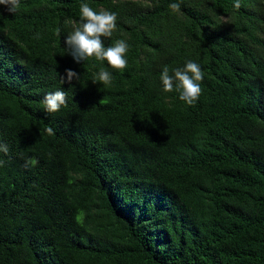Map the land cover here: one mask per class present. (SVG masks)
<instances>
[{
  "label": "trees",
  "instance_id": "obj_1",
  "mask_svg": "<svg viewBox=\"0 0 264 264\" xmlns=\"http://www.w3.org/2000/svg\"><path fill=\"white\" fill-rule=\"evenodd\" d=\"M236 2L0 5V264H264V0ZM84 3L117 14L126 69L66 53ZM189 60L192 106L160 81Z\"/></svg>",
  "mask_w": 264,
  "mask_h": 264
},
{
  "label": "clouds",
  "instance_id": "obj_2",
  "mask_svg": "<svg viewBox=\"0 0 264 264\" xmlns=\"http://www.w3.org/2000/svg\"><path fill=\"white\" fill-rule=\"evenodd\" d=\"M20 0H0V5H4L7 11L15 13L18 10ZM173 11L180 10L179 3L169 5ZM234 7L239 8V0ZM79 22L74 30L68 34L63 44L66 53L74 62L82 63L90 57H95L98 61H106L108 66L114 69L123 70L128 66L125 54L128 51V44L124 40H117L114 45L105 47L104 39L112 36L116 29L117 14L108 10L94 11L88 4H81L79 7ZM60 75V74H59ZM80 74L72 69H65L60 75L61 83H71L78 81ZM204 78V72L194 61H187L183 67L169 69L165 66L160 73V81L165 92L175 90L179 94V99L187 105L192 106L201 94L200 81ZM93 83L101 82L104 85L111 83V74L101 70L92 80ZM43 108L48 113L60 111L62 106L67 104L66 93L62 89L47 93L42 101ZM49 135H54V129H46ZM0 152L7 154L8 146L0 142ZM36 161L29 159L26 164H34ZM3 160H0V166Z\"/></svg>",
  "mask_w": 264,
  "mask_h": 264
}]
</instances>
